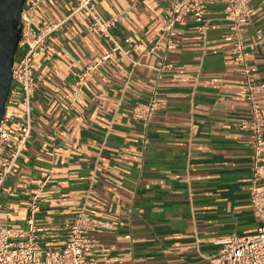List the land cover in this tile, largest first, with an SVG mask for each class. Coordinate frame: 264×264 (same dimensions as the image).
Masks as SVG:
<instances>
[{
    "label": "crops",
    "instance_id": "1",
    "mask_svg": "<svg viewBox=\"0 0 264 264\" xmlns=\"http://www.w3.org/2000/svg\"><path fill=\"white\" fill-rule=\"evenodd\" d=\"M171 0H93L97 16H116L110 37L89 29L92 18L74 0H41L33 25L59 23L46 49L31 63L36 90L26 146L1 188L0 223L27 227V200L38 182L35 224L41 245L60 248L92 184L104 209L87 208L113 226L89 235L100 246L91 264H209L215 239L255 232L248 186L253 173L252 134L239 124L249 116L246 82L230 52L222 5L206 8L209 27L199 34L190 15L161 35ZM243 42L254 81L264 82V0H251ZM93 67L84 95L71 83ZM13 87L6 100L22 110ZM160 99L149 122L134 119L136 102ZM264 108V90L258 96ZM5 146L8 148L9 143ZM258 183H264V150ZM101 248H108L102 250Z\"/></svg>",
    "mask_w": 264,
    "mask_h": 264
},
{
    "label": "built area",
    "instance_id": "2",
    "mask_svg": "<svg viewBox=\"0 0 264 264\" xmlns=\"http://www.w3.org/2000/svg\"><path fill=\"white\" fill-rule=\"evenodd\" d=\"M251 0H171L167 8V24L161 35L168 36V48H173L171 37L174 26L190 15L196 24L199 34L205 35L209 27L206 8L210 3L222 5L224 19L228 22L229 32L235 37L230 52L240 66V74L245 78V98L249 104V116L240 122L242 129L252 134L253 173L248 186L252 213L257 219L255 232L247 236L235 234L215 239L219 245L216 254L209 256V264H264V183H258L261 154L264 150V108L258 102V96L264 90V82L254 81L245 55L252 48L243 42L241 33L250 21ZM41 0H24L20 17V37L17 42L14 62L11 68V88L17 87L20 93L19 104L22 110L12 112L5 107L0 119V196L1 188L11 173L12 167L31 133L32 116L31 100L36 90V80L31 66L35 52L46 49V38L59 23L46 22L39 26L33 25L34 13ZM75 11L84 10L92 18L89 29H97L110 37L108 28L116 23V16L105 20L100 19L94 11L93 0H74ZM119 49L127 53L119 45L104 53L99 61L87 66L71 83L72 97L84 95V84L90 70ZM6 106V103H5ZM160 99L156 94L146 102H136L132 108V117L143 122L153 119L159 109ZM6 143L10 146L7 148ZM49 175L39 181L38 188L31 190L27 200V217L25 229L11 227L0 223V264H91L86 253L98 249L100 243L89 234L112 229L109 223L94 217L87 208L104 209L105 202L96 195L92 186L86 190L83 203L72 220L63 225L65 238L60 248H45L41 245L40 231L35 224V216L39 210V188L48 180ZM2 202L0 199V208ZM107 250L108 248H101Z\"/></svg>",
    "mask_w": 264,
    "mask_h": 264
},
{
    "label": "water",
    "instance_id": "3",
    "mask_svg": "<svg viewBox=\"0 0 264 264\" xmlns=\"http://www.w3.org/2000/svg\"><path fill=\"white\" fill-rule=\"evenodd\" d=\"M24 0H0V119L12 83L11 68L20 37Z\"/></svg>",
    "mask_w": 264,
    "mask_h": 264
},
{
    "label": "rangeland",
    "instance_id": "4",
    "mask_svg": "<svg viewBox=\"0 0 264 264\" xmlns=\"http://www.w3.org/2000/svg\"><path fill=\"white\" fill-rule=\"evenodd\" d=\"M14 91H17V92H19V90L18 89H14ZM20 94V93H19ZM19 99H20V96H18V98H17V100L19 101Z\"/></svg>",
    "mask_w": 264,
    "mask_h": 264
}]
</instances>
